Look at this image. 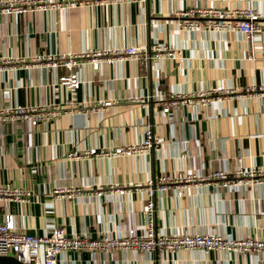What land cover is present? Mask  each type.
<instances>
[{"label":"crops","instance_id":"crops-1","mask_svg":"<svg viewBox=\"0 0 264 264\" xmlns=\"http://www.w3.org/2000/svg\"><path fill=\"white\" fill-rule=\"evenodd\" d=\"M194 7L252 8L264 23V0H105L0 13V57L16 66L0 71V107L54 102L70 109L35 127L20 120L0 127V184L22 191L18 199L0 201V222L12 214L17 230L37 235L54 226L90 239L120 238L129 226L139 234L148 181L170 176L172 187L153 197L158 231L264 239L263 183L226 189L212 179L185 180L187 174L204 178L217 170L231 176L237 168L264 169V96L257 94L264 89V32L249 59V44L239 32L180 28L176 13ZM157 44L176 49L183 62L139 55L95 70L90 55L75 68L82 83L73 95L58 83L73 70L31 61L44 53L128 46L148 53ZM217 85L234 93L205 106L183 103L171 119L161 113L171 95ZM145 126L158 141L150 151L85 154L138 143ZM180 184L184 194L177 197L174 186ZM112 186L128 191L117 195L109 192ZM57 264H264V256L206 249L70 250Z\"/></svg>","mask_w":264,"mask_h":264},{"label":"built area","instance_id":"built-area-1","mask_svg":"<svg viewBox=\"0 0 264 264\" xmlns=\"http://www.w3.org/2000/svg\"><path fill=\"white\" fill-rule=\"evenodd\" d=\"M103 1L105 0H6L0 2V13L19 14L26 10L47 11L55 8L83 5L85 3L98 4ZM176 16L179 27L191 31L216 32L230 30L241 33L249 44V59L254 58L258 34L264 32V23L261 22L263 14L252 8L226 10L194 7L179 10ZM90 55H92L90 63L95 70L100 69L101 65L106 62L138 58L139 55H142L144 59L148 57H161L183 62V57L179 55L176 49L158 44L148 53L145 48L128 46L121 49L97 50L91 54L90 52L44 53L31 56V61L33 65H41L51 69L64 67L68 70H73L68 75L58 78V83L65 85L73 95L82 83L81 77L75 71V68L81 66L84 58ZM12 61L10 57H0V71L6 69L7 66L8 68H16L14 64H11ZM258 91L257 94L264 96V89L260 88ZM233 93L230 88L223 85H217L212 90L203 89L189 94L176 93L171 95L168 101L164 102L161 113L171 119L172 114L170 113L172 110H176L183 103L205 106L214 99L221 100L223 97L230 96ZM66 111H70V109H63L61 105L54 102L3 106L0 107V127L13 120L27 122L32 127H35L40 122L52 120ZM157 142L150 126H145L142 139L138 143L117 146L112 150L104 149L99 152H97L96 148H90L85 154L89 157L97 155L132 156L150 151ZM228 173L227 171L217 170L204 176V178L198 175L187 174L185 180L212 179L215 187L226 189L248 186L249 184H264V169L237 168L231 172V176ZM172 179L170 176H161L155 181H148L143 204L146 223L142 233L138 234L134 227L129 226L126 228L123 237L116 238L103 234L98 238L90 239L81 233L68 235L63 227L54 226L48 233L37 235L17 230L13 215L6 213L3 221L0 222V256H13L23 264H57L65 252L70 250L95 252L125 248L159 254L173 252L176 249H206L222 252H252L264 256V239L259 237L225 238L220 234L209 232L172 234L158 231L155 223L153 197L156 192L163 193L169 190L172 187ZM174 190L176 196L181 197L184 194V185H176L174 186ZM127 191V189L121 187L114 188L112 186L109 188V192H114L117 195H123ZM21 194V190L11 188L9 184H0V201L9 197L18 199ZM101 194V189L96 191V195L100 196Z\"/></svg>","mask_w":264,"mask_h":264},{"label":"water","instance_id":"water-1","mask_svg":"<svg viewBox=\"0 0 264 264\" xmlns=\"http://www.w3.org/2000/svg\"><path fill=\"white\" fill-rule=\"evenodd\" d=\"M0 264H23L17 261L13 256H0Z\"/></svg>","mask_w":264,"mask_h":264}]
</instances>
